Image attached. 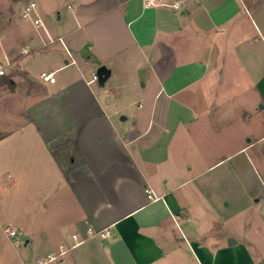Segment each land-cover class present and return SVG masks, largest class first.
I'll return each mask as SVG.
<instances>
[{
  "label": "crops",
  "instance_id": "0c3cea01",
  "mask_svg": "<svg viewBox=\"0 0 264 264\" xmlns=\"http://www.w3.org/2000/svg\"><path fill=\"white\" fill-rule=\"evenodd\" d=\"M56 1L57 24L42 22L28 38L29 52L11 43L0 55L15 60L44 52L49 62L40 73L54 72L52 84L25 70L6 78L13 84L10 93H22L6 110L25 114L27 128L8 130L0 139H12L4 151L10 168L21 159L26 137L33 139L31 162L45 172L36 187L56 200L52 232L74 228L50 250L72 244L73 233L83 237L80 226L88 220L111 236L90 237L70 250L65 257L71 264H259L239 241L228 242L230 228L216 230L232 219L225 213L230 197L213 196L219 185L229 195L231 153L211 114L221 105L222 125L220 111L229 100L209 96L226 79L221 74L219 81L218 66L237 73L231 69L232 44L248 41L243 58L249 53L253 59L255 44L264 43L263 2L253 0L249 7L246 0H158L150 6L149 0ZM22 49L27 53L20 54ZM100 66L110 73L93 89L95 83L87 82ZM106 86L118 106L128 102L130 115L116 119L119 110L105 107L114 99L101 101L100 88ZM69 140L83 165L64 175L51 150ZM31 162H24L22 173Z\"/></svg>",
  "mask_w": 264,
  "mask_h": 264
},
{
  "label": "rangeland",
  "instance_id": "374dc122",
  "mask_svg": "<svg viewBox=\"0 0 264 264\" xmlns=\"http://www.w3.org/2000/svg\"><path fill=\"white\" fill-rule=\"evenodd\" d=\"M258 1H262L264 6V0H254V2ZM30 2H35L37 7L31 11L30 18L23 19L22 9L28 6ZM57 2L56 0H0V55L1 49L11 43L26 46L29 52L27 47L28 38L34 36L37 31V27L32 24L31 18H39L40 24L38 27H41L42 22H49L52 26H55L59 12ZM246 2L251 7L250 4L253 0H246ZM260 14L264 18V12ZM238 44H232L234 46L231 49L230 56L234 59L230 61L232 68L229 67L232 71L236 70L237 73L229 75L226 66L223 68L218 66L219 70L216 71L219 81L221 74H224L226 79L221 84L217 82L218 86L214 91H210L209 96L210 98L214 97L215 100H229V103L220 111L225 112V115H219L224 121L222 125L217 123V111L221 105H216L211 114L215 119L216 132L224 131V141L225 143L229 142L231 153L229 195L227 186L221 187L219 185L218 188L216 186L213 196L216 200L223 197V195L225 198L230 197L229 209L225 213H231L232 219H229L230 224L215 225L216 230L222 232L230 228L232 235L230 239L234 241L236 239L241 245L245 246L252 260L264 264V93L261 95L259 91L260 82L264 80V43L259 41L255 44L256 50L259 49L255 50L256 56L253 59L249 53L246 58H243V46L245 47L243 44L250 43L244 41L241 43L242 45ZM235 52H237V57H234ZM225 55V52L221 53V65L225 60ZM48 62L49 60L47 56H44V52H37L36 55L28 53L15 59L8 67L7 73L14 76L16 71L25 70L36 81H39L38 74L47 66ZM96 86L95 83L92 88L94 89ZM0 88H4L0 89L1 139L6 131L20 129L21 127L24 130L27 126L25 127L23 122L25 116V114H22L23 109L21 107L23 104L21 107L14 106L23 116L15 113L12 115V112L10 115L6 110L13 107V101L21 97L22 93L20 91L17 94L14 93L15 95L10 93L8 90H12L13 86L4 82L0 83ZM112 96L113 93L109 91L107 86L100 88L99 97L103 104L106 102V97L113 99ZM112 101H115V104L111 102L109 105H105L108 110L112 112L123 110L114 114L116 119H119L126 111L130 115L125 106L128 102L122 105L123 109L118 106L115 98ZM17 102L20 103L19 100ZM26 139L20 148L19 155L21 159L11 168L9 167V161L6 159L4 161V151L10 150L12 139L0 142V264H37V259L41 255H45L53 245L60 241V238H66L74 231L72 226L64 225L60 227L58 235L52 232L57 220L55 218L56 213L51 209V205L56 200L54 197H50L49 194L41 195L40 188L36 187V184L40 183V176L45 172L36 170L37 164L31 162L34 160V153L29 152V149L33 139L28 137ZM219 141V137H216V142ZM71 144L75 147L72 142ZM246 145L248 147L240 152L239 149ZM60 157L61 162L67 164L68 160L66 158L68 155L63 156L62 154ZM24 162L26 164L31 163L27 166L29 167L28 171L23 170L22 173L20 167L24 165ZM82 165L78 166L77 169ZM13 169H16V171H13ZM215 173H217V169ZM14 176L18 180L15 181ZM217 180L218 178L215 177V181ZM82 226L83 223L80 229H82ZM10 227L20 231L15 239L8 238L4 232L6 228ZM15 240L18 242L17 245ZM67 256H70V254ZM68 258L64 256L63 264H71Z\"/></svg>",
  "mask_w": 264,
  "mask_h": 264
},
{
  "label": "built area",
  "instance_id": "2783aa9c",
  "mask_svg": "<svg viewBox=\"0 0 264 264\" xmlns=\"http://www.w3.org/2000/svg\"><path fill=\"white\" fill-rule=\"evenodd\" d=\"M157 1L158 0H149L148 2L145 3V5L150 6L151 4L156 3ZM36 7L37 6L35 2H30L28 6L22 9V18L23 19L30 18L31 11L35 10ZM172 7L178 8L179 4L175 3ZM31 21L35 27H38V25L40 24V20L37 17L34 18L32 17ZM26 53L27 51L25 49H22L20 51V54H26ZM68 54L70 55L69 52ZM13 61H14V57L9 53H4V55L0 56V82L3 79L8 78L9 75L7 73V69L13 63ZM74 63H75L74 60H71L69 64H74ZM39 76L43 82H47L50 84L55 82L54 72H42L40 73ZM97 81H98V77L96 75V72H92L87 84L90 85ZM82 223L84 228L83 237L80 236L78 233H73L70 237L72 240V244L68 245L67 243L62 242L57 246L56 249L49 250L45 253V255L38 258L36 261L37 264H62L64 256L68 252H70V250L85 242L86 239L90 237H98L99 239L102 240H108L111 236V233L107 228L97 229L93 227L88 220H84ZM4 232L10 239H15L19 235L18 230L14 228H6ZM17 243H18L17 240H15L16 245Z\"/></svg>",
  "mask_w": 264,
  "mask_h": 264
},
{
  "label": "trees",
  "instance_id": "16d2710c",
  "mask_svg": "<svg viewBox=\"0 0 264 264\" xmlns=\"http://www.w3.org/2000/svg\"><path fill=\"white\" fill-rule=\"evenodd\" d=\"M1 82H4L10 86H13V84L6 78L3 79ZM65 143L62 144L61 146L59 145V146L55 147L51 151V156L54 159V161L56 162V164L59 166V168L63 172V174L67 175L69 172H71L74 169H77L78 166L82 165L83 160L80 157V155L78 154L75 147L72 146L70 141H67ZM62 154H63V156L68 155V157L66 158L68 160L67 161L68 165L63 164V162H61L60 155H62Z\"/></svg>",
  "mask_w": 264,
  "mask_h": 264
},
{
  "label": "water",
  "instance_id": "95a60500",
  "mask_svg": "<svg viewBox=\"0 0 264 264\" xmlns=\"http://www.w3.org/2000/svg\"><path fill=\"white\" fill-rule=\"evenodd\" d=\"M109 70L105 67V66H100L97 68L96 70V75L98 77V82L100 84H103L106 80V78L109 76ZM121 120H124V117H121ZM230 244H234L235 241L234 240H229Z\"/></svg>",
  "mask_w": 264,
  "mask_h": 264
}]
</instances>
